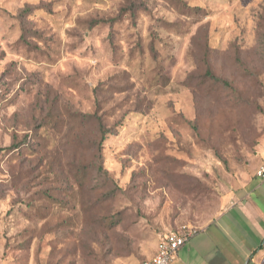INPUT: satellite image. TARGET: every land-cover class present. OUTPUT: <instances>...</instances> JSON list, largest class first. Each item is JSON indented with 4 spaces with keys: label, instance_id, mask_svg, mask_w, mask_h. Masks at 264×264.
Here are the masks:
<instances>
[{
    "label": "rangeland",
    "instance_id": "rangeland-1",
    "mask_svg": "<svg viewBox=\"0 0 264 264\" xmlns=\"http://www.w3.org/2000/svg\"><path fill=\"white\" fill-rule=\"evenodd\" d=\"M263 29L264 0H0V264H140L212 219L264 142Z\"/></svg>",
    "mask_w": 264,
    "mask_h": 264
},
{
    "label": "crops",
    "instance_id": "crops-1",
    "mask_svg": "<svg viewBox=\"0 0 264 264\" xmlns=\"http://www.w3.org/2000/svg\"><path fill=\"white\" fill-rule=\"evenodd\" d=\"M264 164V142L258 147L240 184L217 214L196 229L170 264H252L264 243V179L255 172ZM157 239L145 260L156 252Z\"/></svg>",
    "mask_w": 264,
    "mask_h": 264
},
{
    "label": "built area",
    "instance_id": "built-area-1",
    "mask_svg": "<svg viewBox=\"0 0 264 264\" xmlns=\"http://www.w3.org/2000/svg\"><path fill=\"white\" fill-rule=\"evenodd\" d=\"M255 175L264 179V164L258 167ZM195 232V229H187L164 234L159 240L155 254L140 264H170L179 249L189 241Z\"/></svg>",
    "mask_w": 264,
    "mask_h": 264
},
{
    "label": "trees",
    "instance_id": "trees-1",
    "mask_svg": "<svg viewBox=\"0 0 264 264\" xmlns=\"http://www.w3.org/2000/svg\"><path fill=\"white\" fill-rule=\"evenodd\" d=\"M192 9L193 8H190L189 7V10H192ZM27 10H25V11H27ZM20 38L22 40V38H23L22 35L20 36ZM263 39H264V29H263ZM205 49L207 51H209V49L210 50H215L214 48H212L210 46V44L208 45L207 43H205ZM205 75L208 76V77H210L211 79H215V77L210 73V70H208V69L206 70ZM95 117H96L95 115L90 116L91 119L95 120L96 125H97L96 126V128H97V139L95 140L96 151H95L94 169H95L96 175L97 176H100V175H105V172L103 171L102 166H101V160H102L101 148H102V143L105 140L106 135L108 134V132H107V130L105 128V125L102 124V122L99 120V118H97V117L95 118ZM12 149H16V148L14 146H12ZM85 170L86 169H82V170L79 169V171L77 172V174L82 173L83 176H84ZM117 220H118V218L116 216H112L109 219V225H113L115 222H117Z\"/></svg>",
    "mask_w": 264,
    "mask_h": 264
}]
</instances>
